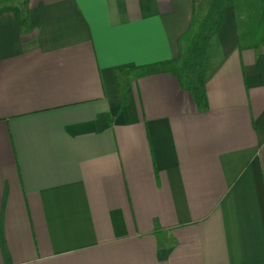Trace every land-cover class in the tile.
Wrapping results in <instances>:
<instances>
[{"label":"crops","instance_id":"1","mask_svg":"<svg viewBox=\"0 0 264 264\" xmlns=\"http://www.w3.org/2000/svg\"><path fill=\"white\" fill-rule=\"evenodd\" d=\"M209 1L0 10V264H264V34L224 9L205 108L140 74Z\"/></svg>","mask_w":264,"mask_h":264},{"label":"trees","instance_id":"2","mask_svg":"<svg viewBox=\"0 0 264 264\" xmlns=\"http://www.w3.org/2000/svg\"><path fill=\"white\" fill-rule=\"evenodd\" d=\"M228 0H210L205 17L199 23L190 44L186 48L185 56L180 67L174 68L168 66L166 62H160L147 65L141 71V75H149L159 72H171L178 78L181 86L191 93V96L197 105L202 108L207 106L205 93V79L210 70V65L203 63V53L208 42L216 33L222 20L225 5ZM259 7L264 9V0H258ZM262 4V5H261ZM4 7L2 9H5ZM1 10V9H0ZM18 12V11H17ZM262 23L264 22V11ZM23 22V18L21 17ZM239 40H244V35H239Z\"/></svg>","mask_w":264,"mask_h":264},{"label":"rangeland","instance_id":"3","mask_svg":"<svg viewBox=\"0 0 264 264\" xmlns=\"http://www.w3.org/2000/svg\"><path fill=\"white\" fill-rule=\"evenodd\" d=\"M259 1L258 0H228L225 8H228V10L233 9L237 15L238 19V25L241 29V33L244 34V39L249 42H258L260 39H262L264 34V22L262 23V13L264 9H261L263 7H259ZM25 3L26 0H0V9L4 7H15V9L23 15L25 11ZM191 41V40H190ZM210 41L207 44V47L203 53V63L209 64L215 60L217 56V51L215 50V47L213 46V42ZM190 42L187 44H183V53L179 57V59L174 62L172 65H168L174 68H178L181 66L186 48Z\"/></svg>","mask_w":264,"mask_h":264}]
</instances>
